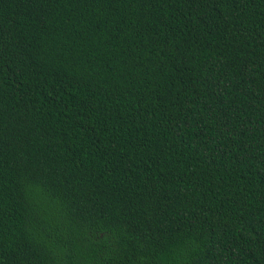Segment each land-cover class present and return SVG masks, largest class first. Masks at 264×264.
I'll return each mask as SVG.
<instances>
[{"label": "trees", "instance_id": "1", "mask_svg": "<svg viewBox=\"0 0 264 264\" xmlns=\"http://www.w3.org/2000/svg\"><path fill=\"white\" fill-rule=\"evenodd\" d=\"M0 264H264V0H0Z\"/></svg>", "mask_w": 264, "mask_h": 264}]
</instances>
